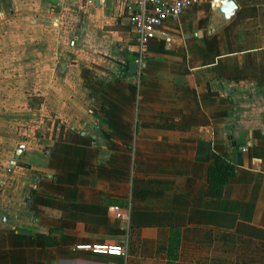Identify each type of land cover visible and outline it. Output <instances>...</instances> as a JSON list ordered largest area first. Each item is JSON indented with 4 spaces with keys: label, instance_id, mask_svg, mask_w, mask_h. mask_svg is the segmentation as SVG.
<instances>
[{
    "label": "crops",
    "instance_id": "crops-1",
    "mask_svg": "<svg viewBox=\"0 0 264 264\" xmlns=\"http://www.w3.org/2000/svg\"><path fill=\"white\" fill-rule=\"evenodd\" d=\"M234 2L164 20L137 86L119 0H0V264L119 262L73 247L125 233L126 264H264V0Z\"/></svg>",
    "mask_w": 264,
    "mask_h": 264
},
{
    "label": "built area",
    "instance_id": "built-area-1",
    "mask_svg": "<svg viewBox=\"0 0 264 264\" xmlns=\"http://www.w3.org/2000/svg\"><path fill=\"white\" fill-rule=\"evenodd\" d=\"M125 4L128 12L129 25L135 43L134 83L138 86L144 61L148 54V45L152 38L162 35L159 26L166 20H177L194 0H119ZM125 218V216H123ZM128 234L117 244L107 243H79L74 249L87 251L99 255L113 256L119 262H102L100 264H126L128 250Z\"/></svg>",
    "mask_w": 264,
    "mask_h": 264
},
{
    "label": "trees",
    "instance_id": "trees-1",
    "mask_svg": "<svg viewBox=\"0 0 264 264\" xmlns=\"http://www.w3.org/2000/svg\"><path fill=\"white\" fill-rule=\"evenodd\" d=\"M201 146H197L195 158H198V152ZM234 173V167L229 162L219 156H215L212 163L206 169V190L205 195L210 197H219L223 191V185L227 179Z\"/></svg>",
    "mask_w": 264,
    "mask_h": 264
},
{
    "label": "water",
    "instance_id": "water-1",
    "mask_svg": "<svg viewBox=\"0 0 264 264\" xmlns=\"http://www.w3.org/2000/svg\"><path fill=\"white\" fill-rule=\"evenodd\" d=\"M236 4L234 0H215L214 7L212 10V25L217 26L219 24L224 23L227 21L235 12ZM135 68V65L133 62L128 63V70L130 72H133ZM21 146L19 145L17 149L15 150V155L13 159L10 162V167L13 166L15 163V160L17 159V156L20 152Z\"/></svg>",
    "mask_w": 264,
    "mask_h": 264
}]
</instances>
